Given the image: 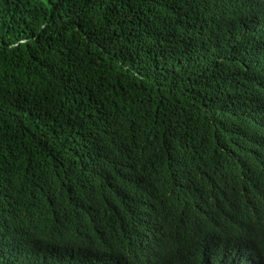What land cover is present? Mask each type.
Masks as SVG:
<instances>
[{
	"label": "trees",
	"instance_id": "obj_1",
	"mask_svg": "<svg viewBox=\"0 0 264 264\" xmlns=\"http://www.w3.org/2000/svg\"><path fill=\"white\" fill-rule=\"evenodd\" d=\"M0 264H264V0H0Z\"/></svg>",
	"mask_w": 264,
	"mask_h": 264
}]
</instances>
